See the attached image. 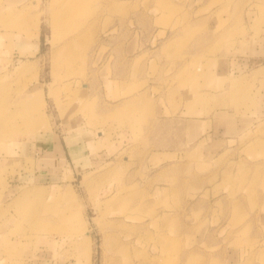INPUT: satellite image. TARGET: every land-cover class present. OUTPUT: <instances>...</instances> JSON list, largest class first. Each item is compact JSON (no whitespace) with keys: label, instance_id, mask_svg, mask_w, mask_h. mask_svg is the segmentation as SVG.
Wrapping results in <instances>:
<instances>
[{"label":"rangeland","instance_id":"374dc122","mask_svg":"<svg viewBox=\"0 0 264 264\" xmlns=\"http://www.w3.org/2000/svg\"><path fill=\"white\" fill-rule=\"evenodd\" d=\"M67 1L0 0V264H264V0Z\"/></svg>","mask_w":264,"mask_h":264},{"label":"crops","instance_id":"0c3cea01","mask_svg":"<svg viewBox=\"0 0 264 264\" xmlns=\"http://www.w3.org/2000/svg\"><path fill=\"white\" fill-rule=\"evenodd\" d=\"M196 94V93H194ZM80 124H77L76 128L79 131H83L82 134H77L74 138H68L65 139V141H62L61 139L58 140V143H51L49 142L50 138H45L43 136H45L44 134H38L39 141L33 145H36V148H38V150H36V153H40L42 152L43 154L47 153V154H56L53 157H59V159L70 156L71 159H74V161L77 163V166L83 165V163L88 160V145L89 144H93L95 145L96 143H94V141H92V139L87 138L85 133L86 131H84L83 128H81L79 126ZM56 140V139H54ZM49 142V143H48ZM54 142V141H53ZM66 142V143H65ZM90 148H92L90 146ZM34 151V148L32 149ZM20 151V150H19ZM22 153H26L27 151L23 148H21ZM50 154V155H51ZM30 155V154H28ZM52 157V156H50ZM48 157H39L37 159H35V165L38 166L39 164H43V159H47ZM29 174H22V176L27 177L28 179L26 180L25 183H28V181H33V180H37L39 178L43 179L44 178V174L43 172L39 173L38 175H35L34 178L32 177H28Z\"/></svg>","mask_w":264,"mask_h":264},{"label":"bare ground","instance_id":"6f19581e","mask_svg":"<svg viewBox=\"0 0 264 264\" xmlns=\"http://www.w3.org/2000/svg\"><path fill=\"white\" fill-rule=\"evenodd\" d=\"M71 0H68L67 1V3L65 4V6H69V5H71L72 4V2L74 3V0L73 1H71ZM76 1V0H75ZM37 26H38V28H39V23H37ZM24 89V88H23ZM23 91V90H22ZM31 93V92H30ZM32 100V99H31ZM34 100H36V99H34ZM39 100V99H38ZM42 101V100H41ZM41 101L39 102L38 101V103H37V105H39V103L41 104ZM15 107V106H14ZM17 107H19V106H17ZM31 109V108H30ZM15 111H16V109H15ZM30 112H31V110H30ZM7 120V119H6ZM4 118H2V120H1V122L2 123H5V121H6ZM2 125H4V124H2ZM11 125V124H10ZM3 127H5V126H3ZM2 128V127H1ZM164 245H166V243H164Z\"/></svg>","mask_w":264,"mask_h":264}]
</instances>
